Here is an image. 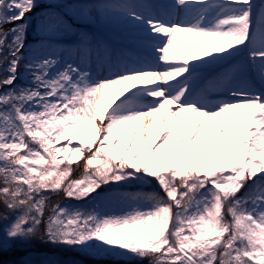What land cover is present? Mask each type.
<instances>
[{
    "label": "snow or ice",
    "instance_id": "1",
    "mask_svg": "<svg viewBox=\"0 0 264 264\" xmlns=\"http://www.w3.org/2000/svg\"><path fill=\"white\" fill-rule=\"evenodd\" d=\"M34 242L19 264H264V0H0V252Z\"/></svg>",
    "mask_w": 264,
    "mask_h": 264
},
{
    "label": "rangeland",
    "instance_id": "2",
    "mask_svg": "<svg viewBox=\"0 0 264 264\" xmlns=\"http://www.w3.org/2000/svg\"><path fill=\"white\" fill-rule=\"evenodd\" d=\"M170 0H165V3H169ZM68 2H71V0H68ZM88 2L90 3H99V2H104V0H88ZM136 2H142V3H150V0H136ZM254 2L259 5L261 3V0H254ZM43 3H46V0H42V6H43ZM41 9H38L37 11H39ZM35 15V13H33V16ZM8 27H11L10 25H5V29H7ZM91 30L93 31H96V30H99L101 31L103 34L105 35H108V36H111L112 38L116 39V40H119L121 37H123L124 35H126L127 33V29H125L124 27H122L121 25L117 24V23H113V24H109V25H106L104 26L103 28H100V29H96V28H92ZM192 39V37H187V38H183V40H190ZM181 41L178 40L177 43L179 44V42ZM231 64H235L237 63L236 60L230 62ZM124 87V86H123ZM120 89H116L115 91H119ZM126 94V93H125ZM112 95V93H111ZM122 98V97H121ZM214 98H219V97H214ZM118 102V101H116ZM105 103L106 104H113L114 106V102H113V96H111V98H107L105 100ZM80 164H83V160L79 159V158H76L74 163H73V166H75L76 168H78V165ZM77 175L76 172L73 173V176L71 178L73 179H79L78 176H75ZM83 175V174H82ZM82 177V176H81ZM80 177V178H81ZM154 193L155 192V189L153 186H147V185H137V186H133V188L131 189L132 191H138V190H150ZM59 203L62 207L65 206V205H70V206H73V207H79L81 208L82 210H85V211H89L91 210V205L89 204H79V205H76L75 202H71V201H68V200H60V201H57L55 202L54 204H50L49 206H54L55 204ZM27 245H23V247H26ZM9 248H6L4 250H7ZM51 252V249H48L47 252H41V251H34V250H30V251H27L26 254L24 256H20L21 258L17 261H14V262H9L7 264H19V262L21 260H24V259H31V260H34V261H39L45 254H48Z\"/></svg>",
    "mask_w": 264,
    "mask_h": 264
},
{
    "label": "trees",
    "instance_id": "3",
    "mask_svg": "<svg viewBox=\"0 0 264 264\" xmlns=\"http://www.w3.org/2000/svg\"><path fill=\"white\" fill-rule=\"evenodd\" d=\"M102 161H97L95 164V167H101ZM74 169H76L75 166H73ZM78 178H80L83 174V169H80L78 172H76ZM143 191V190H142ZM145 192V191H143ZM145 193H151V192H145ZM63 200L62 197H58L56 195L49 194V205L54 204L57 201ZM29 250H38L47 252L48 248H45L43 245L38 244L37 242H34L31 245H27L26 247H23V245L17 244L14 247H11L7 250H3L0 252V261L3 262V264H7L9 262H14L19 260L22 256L26 254ZM21 256V257H20ZM143 264H149L148 261H144Z\"/></svg>",
    "mask_w": 264,
    "mask_h": 264
},
{
    "label": "bare ground",
    "instance_id": "4",
    "mask_svg": "<svg viewBox=\"0 0 264 264\" xmlns=\"http://www.w3.org/2000/svg\"><path fill=\"white\" fill-rule=\"evenodd\" d=\"M187 37H190V36H187L186 34H180V33H178V34H177V41L180 40V39L183 40V38L185 39V38H187ZM122 87H123V86H117V89H120V88H122ZM111 96H112L111 93H109V94L106 96L105 100H106L107 98H108V99L111 98Z\"/></svg>",
    "mask_w": 264,
    "mask_h": 264
}]
</instances>
